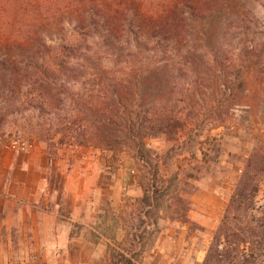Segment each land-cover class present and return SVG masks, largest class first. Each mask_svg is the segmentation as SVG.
<instances>
[{
    "label": "trees",
    "instance_id": "16d2710c",
    "mask_svg": "<svg viewBox=\"0 0 264 264\" xmlns=\"http://www.w3.org/2000/svg\"><path fill=\"white\" fill-rule=\"evenodd\" d=\"M262 10L264 0H0V127L10 116L37 110L57 117L63 137L79 146L128 151L144 171L136 201L141 223L155 231L165 211L171 222L190 224L191 192L177 191L192 177L177 159L176 172L163 179L166 163L150 164L147 140L176 143L179 158L196 139L186 129L195 99L215 101L200 112L217 123L234 106L258 110ZM245 81L247 96L239 91ZM204 170L197 167L198 179ZM262 182L264 141L258 140L203 264H236V252L243 264L264 259V212L256 215ZM222 244L229 249L220 250ZM124 252L111 255V264H134L135 253Z\"/></svg>",
    "mask_w": 264,
    "mask_h": 264
},
{
    "label": "crops",
    "instance_id": "0c3cea01",
    "mask_svg": "<svg viewBox=\"0 0 264 264\" xmlns=\"http://www.w3.org/2000/svg\"><path fill=\"white\" fill-rule=\"evenodd\" d=\"M2 138L1 230L20 231L21 242L40 247L42 260L52 263L70 261V245L90 262L103 259L109 247L124 244L125 219L143 196L140 175L128 179L127 173L140 162L132 157L122 168L109 169L96 149L81 148L74 155L61 149L55 155L42 142L21 141L23 149H12L20 139ZM159 213L152 245H145L140 264H185L196 253L193 243L189 247L188 226ZM189 220L209 228L203 218Z\"/></svg>",
    "mask_w": 264,
    "mask_h": 264
},
{
    "label": "rangeland",
    "instance_id": "374dc122",
    "mask_svg": "<svg viewBox=\"0 0 264 264\" xmlns=\"http://www.w3.org/2000/svg\"><path fill=\"white\" fill-rule=\"evenodd\" d=\"M259 17L264 24V11L259 12ZM251 84L244 82L239 91L245 96L250 95ZM81 89L82 86H75L74 90ZM215 101L207 99L204 101L194 100L189 103L191 117L187 118L191 135H196V139L191 140L183 154H181L176 143L168 142L164 139L147 140V149L150 150L149 161L153 166L159 158L166 163L160 169V175L163 179H169L176 172L177 166L174 160L182 161V171L188 174L187 186L183 182L178 183V191L186 190L191 192L189 197L190 206L188 208V219L192 216L203 218L209 228H201L191 223L186 224L189 230L190 243L189 247L196 249V253H191L190 259L185 264H203L208 248L213 240V236L217 231L228 201L234 191L239 177L242 175L246 160L248 159L255 143L258 140L264 141V100L259 103V108L252 113L247 106H234L230 112L223 113L219 119L223 121L217 123L210 112L202 111L201 107H215ZM71 106L70 99H66L64 103V111L60 113L61 122L68 121V109ZM183 107L184 105H180ZM186 114L184 111L183 115ZM58 119L53 115L41 114L37 110H26L23 113L10 116L7 122L0 127V138L3 140L13 139L27 142L45 143L50 152L57 155V150L63 149L74 155L75 151L81 148L96 149L99 160L109 169H119L128 163L134 161L128 151L115 152L103 150L94 147H83L69 141L63 137V126L57 125ZM192 139V138H191ZM12 140V141H13ZM194 154V155H193ZM206 154V157H204ZM208 159V163L204 164V159ZM162 162V161H161ZM138 168L134 164L129 166L127 173L128 179H136L138 175L143 176L142 168ZM204 167L207 172L199 179L196 176L197 167ZM207 167V168H206ZM149 171V169H147ZM183 176H180L182 179ZM169 203V200H168ZM257 216L264 212V182L261 183L260 192L256 199ZM137 206L132 207V214L125 219L126 234L125 242L121 246H111L107 250L106 256L99 260L90 262L84 261V255H79L77 247L70 245L69 252L71 260L68 262H46L42 260L40 247L25 246L21 242V233L16 230L0 229V264H111V255L118 253L125 254V250H131L135 253L134 264H140V254L145 245H152L151 236L153 229L146 228L141 221L144 216L137 217ZM160 214V213H159ZM135 228L130 231L131 228ZM137 228V229H136ZM204 229V230H203ZM203 230V231H202ZM23 233V232H22ZM76 231H73V235ZM119 234V233H118ZM136 235V238H135ZM149 236V237H148ZM8 242V244H6ZM131 244L133 246L131 247ZM222 244L220 250H226ZM236 264H243L242 254L236 252ZM233 256V255H232ZM231 257V256H230ZM251 264H264V259L256 258L248 259ZM220 264V263H217ZM222 264H227V261Z\"/></svg>",
    "mask_w": 264,
    "mask_h": 264
},
{
    "label": "built area",
    "instance_id": "2783aa9c",
    "mask_svg": "<svg viewBox=\"0 0 264 264\" xmlns=\"http://www.w3.org/2000/svg\"><path fill=\"white\" fill-rule=\"evenodd\" d=\"M11 148L12 149H17V148L18 149H20V148L23 149V145H22L21 141L17 140L11 145Z\"/></svg>",
    "mask_w": 264,
    "mask_h": 264
}]
</instances>
